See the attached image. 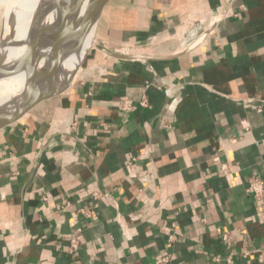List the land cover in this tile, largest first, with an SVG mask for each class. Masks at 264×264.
<instances>
[{"label": "crops", "instance_id": "obj_1", "mask_svg": "<svg viewBox=\"0 0 264 264\" xmlns=\"http://www.w3.org/2000/svg\"><path fill=\"white\" fill-rule=\"evenodd\" d=\"M96 36L0 131V264H264L247 191L264 179V0H111Z\"/></svg>", "mask_w": 264, "mask_h": 264}, {"label": "water", "instance_id": "obj_2", "mask_svg": "<svg viewBox=\"0 0 264 264\" xmlns=\"http://www.w3.org/2000/svg\"><path fill=\"white\" fill-rule=\"evenodd\" d=\"M110 1L102 0L97 5L83 23L76 39H73L70 34L76 0L50 1L34 32L28 33L25 50H20L7 64L0 68L5 74L1 81L7 82L12 79L0 91V131L16 123L40 102L58 95V92H53L41 96L25 108L16 106V101L29 89L36 78L47 77L65 65L67 59L84 50L88 35L92 30L97 29L103 11ZM109 53L116 55L113 52ZM121 57L151 58L143 54L122 55Z\"/></svg>", "mask_w": 264, "mask_h": 264}, {"label": "bare ground", "instance_id": "obj_3", "mask_svg": "<svg viewBox=\"0 0 264 264\" xmlns=\"http://www.w3.org/2000/svg\"><path fill=\"white\" fill-rule=\"evenodd\" d=\"M4 5L7 6L5 17L8 15H14L9 19L14 20L13 24L10 20L4 24V34L2 38L0 49V68H2L7 62L13 58L20 50H25V45L28 42V33L34 32L38 22L40 21L43 13L47 9L51 0H3ZM102 0H76V8L70 26V34L73 39H76L83 23L88 16L95 10L97 5ZM16 11V12H15ZM2 12V11H1ZM14 12V13H13ZM3 15V14H2ZM23 17V24L20 23V18ZM6 25V26H5ZM13 26V27H12ZM14 28V32L11 37L10 28ZM8 29V30H7ZM3 37V36H2ZM96 29L92 30L86 39V45L82 52L78 53L72 58L66 60V64L61 68L54 71L47 77H38L30 85L29 89L16 101V106L22 108L28 103L36 100L41 96L48 95L53 92L58 86H60L70 74L81 64V62L87 57L88 50L93 49L96 46ZM1 39V40H2ZM3 42V43H2ZM89 50V51H90ZM4 71L0 70V81L4 79ZM11 80L0 82V91H2ZM15 106V107H16Z\"/></svg>", "mask_w": 264, "mask_h": 264}, {"label": "built area", "instance_id": "obj_4", "mask_svg": "<svg viewBox=\"0 0 264 264\" xmlns=\"http://www.w3.org/2000/svg\"><path fill=\"white\" fill-rule=\"evenodd\" d=\"M166 93L169 95L171 88H165ZM141 104L146 106L148 105V99L144 96ZM123 108L128 110L130 108V103L124 104ZM224 169H227V165L224 164ZM247 191L255 196V198H261L264 195V179L257 174H254L250 177ZM95 196H98L96 193ZM89 215V214H88ZM79 248V240L77 237L72 234L68 249L71 253H75ZM171 263V256L168 254H164L158 257L152 264H170Z\"/></svg>", "mask_w": 264, "mask_h": 264}, {"label": "rangeland", "instance_id": "obj_5", "mask_svg": "<svg viewBox=\"0 0 264 264\" xmlns=\"http://www.w3.org/2000/svg\"><path fill=\"white\" fill-rule=\"evenodd\" d=\"M5 4V2L3 1V0H0V44H1V41H4L3 39L4 38H6V37H4V36H6V35H3L4 34V24H6V21H8V20H10V23L11 24H13V22H14V20H12V19H9V17H11V16H14V15H11L10 16V14L12 13H10L9 15H8V17H5L4 15H5V12H6V9H7V6L6 5H4ZM2 11V12H1ZM16 12V11H15ZM14 13V12H13ZM3 14V15H2ZM23 17H21L20 18V23L21 24H23L24 22H23ZM6 26V25H5ZM13 27V26H12ZM10 28L8 31L10 32V36L9 37H11L12 36V34H13V32H14V28ZM3 36V37H2ZM3 38V39H2ZM2 39V40H1ZM96 46L98 45V38L96 37ZM3 43V42H2ZM2 45V44H1ZM1 45H0V47H1ZM95 46V47H96ZM1 49V48H0ZM92 50V49H91ZM91 50L89 51V53H88V55L90 54V52H91ZM78 75V74H77ZM77 75L75 76V78L73 79V81L74 80H76L77 79ZM73 81H72V83H73Z\"/></svg>", "mask_w": 264, "mask_h": 264}]
</instances>
